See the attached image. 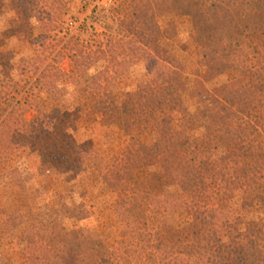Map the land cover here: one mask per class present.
<instances>
[{
    "label": "trees",
    "instance_id": "1",
    "mask_svg": "<svg viewBox=\"0 0 264 264\" xmlns=\"http://www.w3.org/2000/svg\"><path fill=\"white\" fill-rule=\"evenodd\" d=\"M24 2L29 7L20 11V24L28 27L35 18L40 32L29 39L33 54L9 62L2 71H8L7 77L0 72V122L12 126L15 144L9 151L0 132V194L10 193L17 205L0 226V264H264V80H252L234 104L211 95L202 117L181 121L151 123L149 106L129 93L134 112L125 123L142 129L130 149L142 154L146 164L125 175L115 197L93 195L94 188L80 183L90 180L95 187L106 172L96 130L108 117L103 108L88 106L84 95L96 85L101 70L111 71L120 59L135 65L147 57L135 39L101 34L93 25L82 24L70 33L66 1ZM210 2L212 17L205 30L218 46L215 69L206 82L212 90L253 71V55L264 44V14L235 13L229 1ZM129 8L163 33L159 19L173 10V1L135 0ZM45 53L54 55L46 66L41 62ZM65 58L83 93L75 111L64 108L48 125L38 127L28 115L40 111L37 96L45 79L61 76L59 64ZM160 132L181 139L152 150L148 140ZM227 160L240 181L263 173L258 190L243 183L232 188L229 203L239 210L236 220L220 217L226 195L208 185L202 167ZM52 169L74 188L60 215L47 197L51 184L34 181ZM133 197L152 209L154 230L134 222L129 211ZM200 215L216 220L217 231L202 232L196 220ZM116 221L126 229L122 236ZM67 225L70 233L62 239Z\"/></svg>",
    "mask_w": 264,
    "mask_h": 264
},
{
    "label": "rangeland",
    "instance_id": "2",
    "mask_svg": "<svg viewBox=\"0 0 264 264\" xmlns=\"http://www.w3.org/2000/svg\"><path fill=\"white\" fill-rule=\"evenodd\" d=\"M24 1L0 0V19L4 21L3 28L6 29L0 30V72L8 68L9 62L25 60L33 54L29 39L32 35H37L40 29L35 18L30 19L28 27L20 24V11L29 7ZM61 1L68 3L66 12L70 33L77 32L82 24L93 25L101 34L135 39L147 57L146 62L135 65H129L123 59L116 61L111 65V71L103 69L98 72L95 75L96 85L84 92L87 105L103 108L108 117L105 124L97 125L96 130V148L106 172L95 187L90 180L80 183V186L88 190L92 191L94 188L93 195L97 193L109 198L115 197L122 191L125 175L146 164L142 154L131 152L134 147L130 149L132 138L140 135L142 129L140 126L127 127L125 123L134 112L129 103V93L136 94L142 103L149 106L151 123L163 118L181 121L190 116L202 117L212 101L211 95L225 103L234 104L241 100L252 80H264V44H260L253 55L254 68L249 75L212 90L207 86L208 75L215 69L214 57L218 53L216 42L205 30V24L212 17V0H171L173 10L159 19L163 33L152 28L146 18L130 11V1L135 0ZM225 1H229L235 13L264 14V0ZM13 37L15 39H11ZM53 56L45 53L41 60L43 65L51 62ZM59 66L62 69L61 76L45 79L44 88L37 96L40 111L28 115V119L38 127L48 125L64 108L75 111L78 98L83 93L71 75V61L65 58ZM7 73L8 71L2 72V77H7ZM0 123V132L5 135V145L11 151L15 148L12 126L7 121ZM180 139L177 135L160 132L154 133L148 144L155 150ZM204 141V138L200 139V142ZM162 161L167 167L170 166L166 155L162 156ZM202 167L208 185L226 195L220 217L236 220L239 210L229 203L232 188L243 183L244 187L258 190L263 182V173L259 171L256 178L243 182L239 180V175L229 160L224 163L205 162ZM18 180L19 183L22 182L19 177ZM34 181L37 185L51 184L47 197L60 215L65 197L74 193L73 186L58 179L53 169L38 175ZM16 209V202L10 193L0 194V226ZM129 211L137 225L146 223L151 230L155 229L152 209L137 197H133ZM196 220L205 234L217 231L216 220H207L203 215ZM116 224L121 236L125 234V227L119 221ZM65 227L60 232L62 239H66L70 233L69 225ZM120 247L122 248L121 245Z\"/></svg>",
    "mask_w": 264,
    "mask_h": 264
},
{
    "label": "clouds",
    "instance_id": "3",
    "mask_svg": "<svg viewBox=\"0 0 264 264\" xmlns=\"http://www.w3.org/2000/svg\"><path fill=\"white\" fill-rule=\"evenodd\" d=\"M3 25H4V21L2 19H0V30H6L3 28ZM11 39H15V37H13Z\"/></svg>",
    "mask_w": 264,
    "mask_h": 264
}]
</instances>
